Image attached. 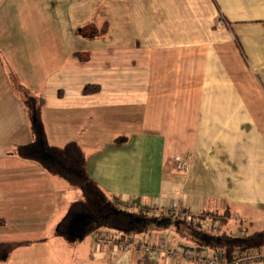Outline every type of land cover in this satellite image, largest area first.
Segmentation results:
<instances>
[{
	"label": "crops",
	"instance_id": "obj_1",
	"mask_svg": "<svg viewBox=\"0 0 264 264\" xmlns=\"http://www.w3.org/2000/svg\"><path fill=\"white\" fill-rule=\"evenodd\" d=\"M103 1L0 0V242L18 243L0 264H149L127 239L204 250L172 228L54 236L81 191L16 153L32 137L15 80L39 99L48 143L78 144L121 209L227 211L233 233L264 230V0H109L129 40L119 45L96 36Z\"/></svg>",
	"mask_w": 264,
	"mask_h": 264
},
{
	"label": "trees",
	"instance_id": "obj_2",
	"mask_svg": "<svg viewBox=\"0 0 264 264\" xmlns=\"http://www.w3.org/2000/svg\"><path fill=\"white\" fill-rule=\"evenodd\" d=\"M261 23L264 27V21ZM14 83L21 93L32 137L28 144L16 147V153L39 163L48 173L81 191V197L69 204L64 216L54 226V236L73 243L102 228L114 230L124 237L172 228L185 242L218 255L228 264L237 255L264 247V230L237 235L224 228L230 218L227 211H203L196 216L187 213L176 217L169 212L156 213L148 208L137 211L121 209L88 175L86 155L78 144L69 142L54 146L48 143L39 99L16 80ZM96 90L98 86L86 85L82 92L89 94ZM203 220L208 223L204 225ZM16 244L0 242V262L7 260Z\"/></svg>",
	"mask_w": 264,
	"mask_h": 264
},
{
	"label": "built area",
	"instance_id": "obj_3",
	"mask_svg": "<svg viewBox=\"0 0 264 264\" xmlns=\"http://www.w3.org/2000/svg\"><path fill=\"white\" fill-rule=\"evenodd\" d=\"M219 25H223V20L219 17L218 18ZM175 167L180 172H187L188 170V156L181 157L180 159H177L175 161ZM173 216L181 217L183 216V212L180 211L177 208H172L170 212ZM98 240L100 241L101 238L98 237ZM167 241H163L160 244H158L155 247H152L151 245L147 244H136L132 240H121L120 244L123 248L127 249L130 247H137L141 251H143L145 254L148 253L152 256H150L149 264H159L157 255L162 256L166 255L168 258H175L183 256V259H185L186 264L191 262H196V264H228L224 262L218 255H213L212 252L207 250H201L198 252V250L194 253L185 254L182 251H177L175 249H169L166 246ZM264 258V253L259 252H252V253H245L240 254L234 257L229 264H261L262 260Z\"/></svg>",
	"mask_w": 264,
	"mask_h": 264
},
{
	"label": "rangeland",
	"instance_id": "obj_4",
	"mask_svg": "<svg viewBox=\"0 0 264 264\" xmlns=\"http://www.w3.org/2000/svg\"><path fill=\"white\" fill-rule=\"evenodd\" d=\"M98 9L101 11L102 10V16L104 17V21L101 20L99 21L100 24L103 25H97V38H100L101 40L98 41H102L101 44L103 45H111L110 43H116V45H119L123 42L128 43V39L126 38V34H124L125 29L123 28L122 25L119 24V22L121 21V18L123 17V14L119 13L116 11V13H114L113 16H111V5L109 0L107 1H103V3L98 5ZM108 9V10H107ZM121 9V7H120ZM112 18V19H111ZM117 18H118V22H117ZM86 30V34L89 35L90 30H95L96 25L95 23H90L87 24L85 26H83ZM90 40H88L87 42H83V43H87V45H90ZM124 44V43H123ZM218 226V224H217ZM217 226H215L217 228Z\"/></svg>",
	"mask_w": 264,
	"mask_h": 264
}]
</instances>
